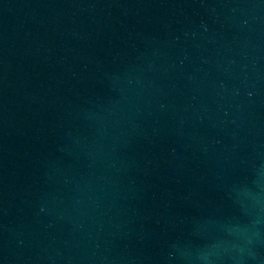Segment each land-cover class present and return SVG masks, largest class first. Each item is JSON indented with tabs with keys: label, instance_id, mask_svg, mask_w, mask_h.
Segmentation results:
<instances>
[{
	"label": "water",
	"instance_id": "1",
	"mask_svg": "<svg viewBox=\"0 0 264 264\" xmlns=\"http://www.w3.org/2000/svg\"><path fill=\"white\" fill-rule=\"evenodd\" d=\"M0 264H264V0H0Z\"/></svg>",
	"mask_w": 264,
	"mask_h": 264
}]
</instances>
